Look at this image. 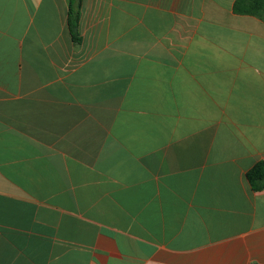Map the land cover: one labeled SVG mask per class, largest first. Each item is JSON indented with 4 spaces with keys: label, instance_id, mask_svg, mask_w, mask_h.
Returning a JSON list of instances; mask_svg holds the SVG:
<instances>
[{
    "label": "crops",
    "instance_id": "0c3cea01",
    "mask_svg": "<svg viewBox=\"0 0 264 264\" xmlns=\"http://www.w3.org/2000/svg\"><path fill=\"white\" fill-rule=\"evenodd\" d=\"M235 1L0 0V264H264V23Z\"/></svg>",
    "mask_w": 264,
    "mask_h": 264
},
{
    "label": "trees",
    "instance_id": "16d2710c",
    "mask_svg": "<svg viewBox=\"0 0 264 264\" xmlns=\"http://www.w3.org/2000/svg\"><path fill=\"white\" fill-rule=\"evenodd\" d=\"M234 12L238 15L257 18L264 23V0H236L234 4ZM78 23V13L71 10L70 26L76 40L78 39ZM247 179L254 191L264 190V162H258L247 173Z\"/></svg>",
    "mask_w": 264,
    "mask_h": 264
}]
</instances>
